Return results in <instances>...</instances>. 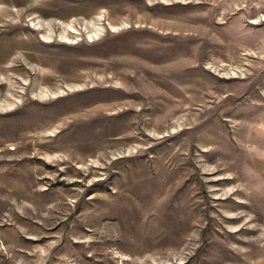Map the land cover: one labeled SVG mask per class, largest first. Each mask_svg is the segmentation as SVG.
<instances>
[{
  "label": "rangeland",
  "instance_id": "obj_1",
  "mask_svg": "<svg viewBox=\"0 0 264 264\" xmlns=\"http://www.w3.org/2000/svg\"><path fill=\"white\" fill-rule=\"evenodd\" d=\"M4 5L0 264H264V0Z\"/></svg>",
  "mask_w": 264,
  "mask_h": 264
},
{
  "label": "bare ground",
  "instance_id": "obj_2",
  "mask_svg": "<svg viewBox=\"0 0 264 264\" xmlns=\"http://www.w3.org/2000/svg\"><path fill=\"white\" fill-rule=\"evenodd\" d=\"M11 5H12V3H11ZM5 6V5H4ZM2 11H4V14H11L12 12H14L15 10H14V8H12V6H10V7H1L0 8V12H2ZM17 11L18 12H20V9H17Z\"/></svg>",
  "mask_w": 264,
  "mask_h": 264
}]
</instances>
